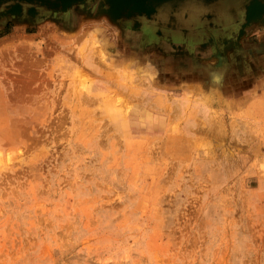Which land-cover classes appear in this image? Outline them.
Instances as JSON below:
<instances>
[{
    "label": "rangeland",
    "instance_id": "374dc122",
    "mask_svg": "<svg viewBox=\"0 0 264 264\" xmlns=\"http://www.w3.org/2000/svg\"><path fill=\"white\" fill-rule=\"evenodd\" d=\"M53 1L0 12V264H264L261 5L196 66Z\"/></svg>",
    "mask_w": 264,
    "mask_h": 264
},
{
    "label": "flooded vegetation",
    "instance_id": "af4514ba",
    "mask_svg": "<svg viewBox=\"0 0 264 264\" xmlns=\"http://www.w3.org/2000/svg\"><path fill=\"white\" fill-rule=\"evenodd\" d=\"M18 1L19 0H0V12L16 8ZM182 2H184V0H170L169 3H165L162 5L163 7L158 8L157 11L159 13L164 12L165 15L168 14V18L172 19L173 17V21H167L163 15L159 14V20L155 21L158 22V25L161 23L164 26L161 25L162 27L158 26V28L155 29L153 25L151 26L149 23H143L140 26L141 32L138 35L140 40L146 41L149 46L151 45L155 48L165 46V42H170L171 45L172 43L176 45L175 48L178 49L176 50L177 52L181 48L183 49L182 45L192 47L200 40V42L204 41L208 43V53L212 52L215 54L217 51L220 53V50L230 45V40H235L237 37L238 30L240 29L239 26L244 20L245 9L249 6L257 8L260 5H264V0H185L186 5L188 4L191 6L195 4L193 8L196 15L198 13H203V15H197V17H193L191 20L186 19L187 23H185L184 18H186V10L182 11L184 7H179L184 6ZM29 5V3H24L20 10L25 12L26 7H29ZM166 5L167 11H165ZM203 18L205 22H202L204 20ZM144 19L147 18L141 17L140 21ZM168 22H170V24L165 26ZM172 22H174V24ZM174 30L175 34L171 33ZM206 30H208V32ZM185 31L194 35V39L189 40L187 32ZM217 45H219V49L214 48ZM255 46L254 44H250L248 47L249 53H253V56L256 54V50H254ZM211 47L212 49H210ZM257 47L263 51L264 41L259 43ZM231 48L236 49L235 47ZM238 52L240 54V51Z\"/></svg>",
    "mask_w": 264,
    "mask_h": 264
},
{
    "label": "water",
    "instance_id": "95a60500",
    "mask_svg": "<svg viewBox=\"0 0 264 264\" xmlns=\"http://www.w3.org/2000/svg\"><path fill=\"white\" fill-rule=\"evenodd\" d=\"M60 2L59 6L64 9L65 5L70 0H58ZM165 0H105V4L111 9H115L117 14H121L123 17L129 18L133 15L146 14L149 15L155 12L161 3ZM264 8V6H261ZM252 7H247L245 9L244 20H247L250 16L249 12Z\"/></svg>",
    "mask_w": 264,
    "mask_h": 264
},
{
    "label": "crops",
    "instance_id": "0c3cea01",
    "mask_svg": "<svg viewBox=\"0 0 264 264\" xmlns=\"http://www.w3.org/2000/svg\"><path fill=\"white\" fill-rule=\"evenodd\" d=\"M175 32V30L174 31H172L171 33H174ZM175 34V33H174ZM258 35L260 36V38L257 40V42H255V43H253L254 45H256L255 46V49L254 50H256L257 51V53L253 56L252 55V57H254V59H256V64H257V66H260V68H261V71H263L264 72V50L262 51V50H260V49H257L258 47V44L259 43H261L262 41H264V30L263 31H260L259 33H258ZM198 38V37H197ZM202 41V40H201ZM172 45H174L173 46V48H175L176 47V45L175 44H173L172 43ZM183 46V49L184 48H189V51H190V53L191 54H193V56H195L196 55V57H195V59H196V66H198V64L199 63H203L204 62V60H206V59H210V60H212V61H214V58H213V56H214V53H208V51H209V45H208V43H206V42H200V40H198L197 41V43L195 44V45H193L192 47H186V46H184V45H182ZM180 48V47H179ZM215 49H219V45H217L216 47H214ZM246 49V51H247V49H248V47H247V44H245L244 45V47L242 48H240V49H238V51H240V52H242L241 50L242 49ZM182 49V48H181ZM210 49H212V47L210 48ZM220 52L222 53V54H224V48L222 49V50H220ZM216 53H218L219 54V51H217ZM228 55V56H230L229 54H230V50L228 49L227 50V53H225V55ZM238 53H235V55H237ZM234 54H231V56H233ZM202 57L204 58V59H202ZM208 64H211V63H209L208 62ZM214 66H218L219 67V65H215V64H213ZM212 65V66H213ZM218 67H210L211 68V70L212 71H217L219 68ZM227 69H228V67H227ZM262 73V72H261ZM263 91L264 90H262L261 91V93H263Z\"/></svg>",
    "mask_w": 264,
    "mask_h": 264
},
{
    "label": "bare ground",
    "instance_id": "6f19581e",
    "mask_svg": "<svg viewBox=\"0 0 264 264\" xmlns=\"http://www.w3.org/2000/svg\"><path fill=\"white\" fill-rule=\"evenodd\" d=\"M31 1H34V2H31ZM169 1L170 0H165V2H163V3H161V5H160V7H163L162 5H164L165 3H169ZM29 2H31V3H36V4H38V3H44L45 5H44V7H47V8H49V6L48 5H50V4H53L54 3V1L53 0H29ZM187 2H189V1H187ZM214 2V1H213ZM48 3V4H47ZM182 4L184 5V6H179V7H184V9L182 10V11H185L186 10V18H185V23H187V21H186V19H190L191 20V18H193V17H197V15H203V13L201 14V13H198L197 15H196V13H194L195 12V10H194V6H195V4H193V5H186L185 4V0H184V2H182ZM17 5V7H19V4H16ZM261 6H263V5H261ZM179 7H177V8H179ZM254 9V7L251 9V11ZM264 9V8H263ZM250 11V12H251ZM161 14V15H165L164 14V12L163 13H159L158 11H157V9L155 10V12H152V13H150L149 15H146V14H140V15H145L146 17H149V16H153V15H155V14ZM134 16H136V15H133V17ZM142 17H144V16H142ZM138 24V23H137Z\"/></svg>",
    "mask_w": 264,
    "mask_h": 264
}]
</instances>
